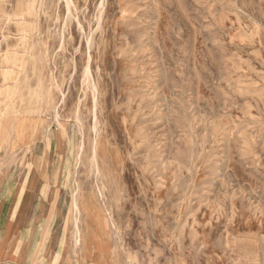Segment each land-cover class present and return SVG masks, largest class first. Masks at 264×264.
Returning a JSON list of instances; mask_svg holds the SVG:
<instances>
[{
	"label": "rangeland",
	"instance_id": "374dc122",
	"mask_svg": "<svg viewBox=\"0 0 264 264\" xmlns=\"http://www.w3.org/2000/svg\"><path fill=\"white\" fill-rule=\"evenodd\" d=\"M100 1L0 0V197L77 264H264V0Z\"/></svg>",
	"mask_w": 264,
	"mask_h": 264
},
{
	"label": "crops",
	"instance_id": "0c3cea01",
	"mask_svg": "<svg viewBox=\"0 0 264 264\" xmlns=\"http://www.w3.org/2000/svg\"><path fill=\"white\" fill-rule=\"evenodd\" d=\"M9 199L0 197V264H55L58 255L64 257L58 264H77L70 253L59 248L56 240L48 241L50 231L44 234L45 229L39 223L44 216L42 212L33 218L28 199L16 204L7 202ZM99 261L92 260L90 264Z\"/></svg>",
	"mask_w": 264,
	"mask_h": 264
},
{
	"label": "bare ground",
	"instance_id": "6f19581e",
	"mask_svg": "<svg viewBox=\"0 0 264 264\" xmlns=\"http://www.w3.org/2000/svg\"><path fill=\"white\" fill-rule=\"evenodd\" d=\"M102 1V0H101ZM100 1V2H101ZM71 3H72V1H71ZM66 5H68V4H66ZM99 7V6H98ZM66 11H68V10H66ZM97 33V32H96ZM61 41V40H60ZM88 42V41H87ZM89 43H90V40H89ZM89 67V66H88ZM87 67V68H88ZM86 68V69H87ZM88 69H90V67L88 68ZM89 71V70H88ZM92 75V74H91ZM92 77V76H91ZM94 81V80H93ZM87 82H89V81H87ZM89 84V83H88ZM91 84H92V82H91ZM93 87V86H92ZM89 88V87H88ZM93 89V88H92ZM94 91H96V90H94ZM98 92V91H97ZM93 93V92H92ZM93 95V94H92ZM96 98V97H95ZM94 98V99H95ZM97 98H98V96H97ZM96 101H94V103H95ZM95 106V105H94ZM95 109H96V107H95ZM94 109V110H95ZM92 112H93V109H92ZM96 116V115H95ZM57 120H58V117H57ZM94 120H95V117H94ZM58 124V123H57ZM15 126V125H14ZM99 129V128H98ZM21 130V129H20ZM93 130V129H92ZM96 130V129H95ZM100 130V129H99ZM96 132V131H95ZM21 135V134H20ZM94 135H95V133H94ZM100 135V134H99ZM98 135V136H99ZM84 136V135H83ZM82 136V137H83ZM91 136H92V134H91ZM85 137V136H84ZM97 137V136H96ZM95 138V137H94ZM101 138V137H100ZM94 143H95V141H94ZM80 146V145H79ZM83 146V145H82ZM92 147H93V145H92ZM80 149H81V147H79ZM83 149H84V147H82ZM93 149H94V147H93ZM81 153V152H80ZM81 155V154H80ZM94 155V154H93ZM83 156V155H82ZM89 156V155H88ZM87 156V157H88ZM91 156V155H90ZM95 158V157H94ZM79 159V158H78ZM80 160V159H79ZM89 160V159H88ZM94 159L92 158V161H93ZM91 161V160H90ZM89 162V161H88ZM95 163V162H94ZM86 165H88V163L86 164ZM92 165V164H91ZM96 165V164H95ZM92 167V166H91ZM93 167H95V166H93ZM92 167V168H93ZM90 168V167H89ZM91 168V169H92ZM96 168V167H95ZM94 170V169H93ZM97 170V169H96ZM94 172V171H93ZM98 172V171H97ZM96 172V173H97ZM91 173V172H90ZM92 174V173H91ZM100 175V174H99ZM96 176V175H95ZM98 179V178H97ZM101 179V178H100ZM93 181V180H92ZM100 181V180H99ZM102 181V180H101ZM78 182V181H77ZM98 182V181H97ZM77 184V183H76ZM103 184V183H102ZM96 187H97V185H96ZM78 189V188H77ZM104 189V191H105V188H103ZM83 191V190H82ZM93 191V190H92ZM76 192H77V190H76ZM102 193H100V195H101ZM78 196H80V195H78ZM104 196V195H103ZM92 200V199H91ZM74 208H75V210L77 211V212H79V214H83V220H82V225L81 226H79V225H77V229H76V231L78 232V238H77V243L78 244H80L81 243V237H82V232H83V227H85L86 226V228L84 229V231L86 232V230H88L87 229V225H88V223H89V219H90V217H92L93 215H95V216H98L101 212L100 211H97V215L96 214H94L95 212L93 211V208H91L89 205H86L85 204V202H83V201H81V202H78L77 200H76V198L74 199ZM76 213V212H75ZM77 214V213H76ZM75 214V215H76ZM82 214H81V216H82ZM74 215V214H73ZM86 215H87V217H86ZM89 218V219H88ZM77 220V219H76ZM79 220V219H78ZM97 220H98V223H97V228H96V233L94 234L95 236H96V238H97V240H98V242L100 241V236H102L101 234H103L105 231L104 230H107V227H104V224L103 223H100V219L99 218H97ZM78 222V221H77ZM76 227V226H75ZM88 227L90 228V225H88ZM51 230V229H50ZM75 231V230H74ZM76 232V233H77ZM102 240V243H101V241H100V243L101 244H104L107 248H109V242H104L103 240H104V237L101 239ZM85 242H86V245H85V247L87 246V244H88V242L86 241V240H83V243L85 244ZM97 242V241H96ZM76 243V244H77Z\"/></svg>",
	"mask_w": 264,
	"mask_h": 264
}]
</instances>
